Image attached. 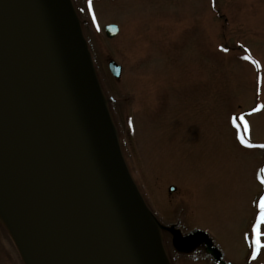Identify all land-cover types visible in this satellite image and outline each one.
<instances>
[{
	"label": "rangeland",
	"instance_id": "1",
	"mask_svg": "<svg viewBox=\"0 0 264 264\" xmlns=\"http://www.w3.org/2000/svg\"><path fill=\"white\" fill-rule=\"evenodd\" d=\"M61 3L105 125L106 150L82 121L86 104L76 109L86 144L147 222L158 263L264 264V248L251 255L264 197V108L254 111L264 105V0H92L91 10L88 0ZM107 25L118 28L112 39ZM50 27L67 52V34ZM110 61L121 67L118 80ZM61 63L69 67V58ZM233 117L244 118L239 127ZM7 253L1 244L0 264H9Z\"/></svg>",
	"mask_w": 264,
	"mask_h": 264
},
{
	"label": "water",
	"instance_id": "2",
	"mask_svg": "<svg viewBox=\"0 0 264 264\" xmlns=\"http://www.w3.org/2000/svg\"><path fill=\"white\" fill-rule=\"evenodd\" d=\"M50 22L55 23L48 0H0V95L22 134L16 144L17 252L23 264H50L43 213L45 182L52 173L61 178L71 200L91 264H150L132 233L137 219L86 144L73 95L65 85L68 66L64 69L65 58L54 48L59 43ZM117 33L115 25L104 27L108 39ZM107 68L112 78H120L119 65L110 61ZM149 222L153 224L150 218Z\"/></svg>",
	"mask_w": 264,
	"mask_h": 264
},
{
	"label": "bare ground",
	"instance_id": "3",
	"mask_svg": "<svg viewBox=\"0 0 264 264\" xmlns=\"http://www.w3.org/2000/svg\"><path fill=\"white\" fill-rule=\"evenodd\" d=\"M36 1V0H35ZM48 10L53 16L57 29L67 34L70 46L66 47L67 52H63L64 47L54 43L55 50L69 58V67L65 70V85L73 95L75 107L78 111L87 106L88 118L82 121L86 125L87 131H93L94 137H99L103 146L105 142V125L100 116L97 99L86 76L84 64L78 54L77 45L73 37L68 35V17L62 6L61 0H48ZM39 17H44L39 12ZM78 119H80L78 117ZM81 120V119H80ZM91 134V133H90ZM22 134L18 131L15 117L0 95V214L9 235L17 250L21 252L18 236L17 213L19 198L20 167L18 163L17 142H20ZM113 183L118 198L127 203L130 207L129 213L137 219L131 226L134 238L137 240L143 254L150 264H159L155 254V245L151 236V231L147 222H143L138 213V209L131 199L129 193L123 188L117 175L110 178ZM45 210L47 215V227L44 225L46 235L45 251L50 264H89L87 248L84 236L79 225L76 214L72 208L71 200L67 195L65 186L59 176L48 173L45 182ZM57 218L63 226L64 251L57 247L53 238L55 221ZM46 232V233H45ZM54 245V246H53ZM69 261V262H67ZM71 261H73L71 263Z\"/></svg>",
	"mask_w": 264,
	"mask_h": 264
},
{
	"label": "snow or ice",
	"instance_id": "4",
	"mask_svg": "<svg viewBox=\"0 0 264 264\" xmlns=\"http://www.w3.org/2000/svg\"><path fill=\"white\" fill-rule=\"evenodd\" d=\"M88 9L91 10L92 8V0H88ZM93 22H95V15H93ZM244 59L251 60V57L245 56ZM257 68L260 67V63L258 61L252 60L251 61ZM260 108H264V105L258 106L254 111H259ZM241 119L243 120V117H233L232 123L236 125V120ZM245 126H247V121L244 122ZM239 127V125H236ZM240 143L244 144L245 147H254V145L248 143L243 136L239 137ZM259 147H264V145H259ZM259 176L261 178V183L264 184V169L260 170ZM258 215L255 216V222L252 225L251 231L255 236V239L253 241V251L251 253L252 259L256 260L258 254L260 253L261 249L264 248V244L261 243V237L264 236V233L261 232V226L264 225V197H260L259 204H258Z\"/></svg>",
	"mask_w": 264,
	"mask_h": 264
},
{
	"label": "trees",
	"instance_id": "5",
	"mask_svg": "<svg viewBox=\"0 0 264 264\" xmlns=\"http://www.w3.org/2000/svg\"><path fill=\"white\" fill-rule=\"evenodd\" d=\"M1 244H3L6 251L8 252L7 255L9 257V264H23L19 254L17 253L13 243L11 242L7 230L5 229L0 219V245Z\"/></svg>",
	"mask_w": 264,
	"mask_h": 264
}]
</instances>
